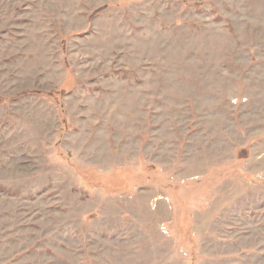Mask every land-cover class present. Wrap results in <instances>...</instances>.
<instances>
[{
	"label": "rangeland",
	"instance_id": "1",
	"mask_svg": "<svg viewBox=\"0 0 264 264\" xmlns=\"http://www.w3.org/2000/svg\"><path fill=\"white\" fill-rule=\"evenodd\" d=\"M0 264H264V0H0Z\"/></svg>",
	"mask_w": 264,
	"mask_h": 264
}]
</instances>
